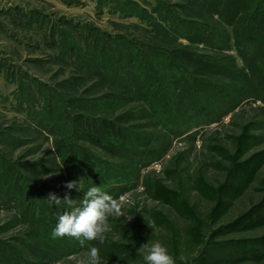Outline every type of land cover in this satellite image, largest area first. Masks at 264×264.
I'll return each instance as SVG.
<instances>
[{
    "label": "rangeland",
    "instance_id": "374dc122",
    "mask_svg": "<svg viewBox=\"0 0 264 264\" xmlns=\"http://www.w3.org/2000/svg\"><path fill=\"white\" fill-rule=\"evenodd\" d=\"M207 2L0 0V264H87L91 247L99 264H144L145 246L157 241L174 264H264V103L250 96L263 88L257 76L236 80L242 55L250 66L255 44L264 48V0H247L259 24L246 28L238 43L227 24L232 6ZM237 2L236 25L243 30L249 16L244 1ZM115 6L139 16L122 17ZM171 21L193 42L162 35L160 26ZM184 47L196 57L180 60L179 77L191 79V97L198 92L206 109L190 107V94L189 102L173 98L172 84L158 87L161 79L169 86L163 76L149 82L151 111L122 86L134 75L115 68L119 51L128 54L127 63L131 56L152 58L159 72L165 57ZM95 51L105 54L104 72L91 58ZM203 59L235 71L207 75ZM213 86L224 93L212 96L205 88ZM159 97L175 100L183 128L167 123ZM81 115L117 118L139 135L138 146L126 143L123 150L94 140L73 127ZM92 162L95 172L88 173ZM74 179L120 205V216L107 217L103 243L51 236L69 209L63 200L50 206L47 196L63 199L68 192L82 200L83 191L64 187Z\"/></svg>",
    "mask_w": 264,
    "mask_h": 264
},
{
    "label": "trees",
    "instance_id": "16d2710c",
    "mask_svg": "<svg viewBox=\"0 0 264 264\" xmlns=\"http://www.w3.org/2000/svg\"><path fill=\"white\" fill-rule=\"evenodd\" d=\"M64 2H67L68 0H63ZM208 1L207 3L209 4V6H211V2L214 4L217 2V0H206ZM228 4L230 5L229 7L232 6V8L230 9V16L228 17V19H230L229 22H227V24L229 26H231V31L233 32L234 35V40L236 41V43H238L241 40H245L243 38H245L244 34V30L247 28H252L253 30L255 29L254 24H259L258 17H253V16H249L250 15V11H249V6L247 4V0H242L244 1L245 7L246 8V16L248 15V23L247 26H245V28L243 30H240V26L236 25V20H235V16H236V4L238 3L237 0H227ZM239 1V0H238ZM241 1V0H240ZM128 2V1H126ZM125 3V2H124ZM116 10H119L120 15L122 17L124 16H133V15H138L137 9L133 10L131 8H129L128 10H121L118 8V6H115ZM241 10V9H240ZM217 14L219 12H212L213 14ZM253 13V12H252ZM251 13V14H252ZM235 14L233 17L232 15ZM141 15V14H140ZM219 18L220 17V13L217 14ZM141 18H144L143 16H141ZM167 22H169L167 20ZM185 23L187 24L188 22L185 20ZM158 27V24H156V22L153 23L152 28H156ZM179 29V28H178ZM175 28V24L173 23V21H171L168 25H163L160 26L159 31L161 33H163L162 35L168 36L172 39H175L178 43L182 44L179 39L182 37H185L186 39H188L189 41H192V37L184 34L183 30H178ZM243 31V32H242ZM257 36V34H255ZM247 35L248 40L251 39L253 36H249ZM255 36L254 39H256L257 37ZM66 40V39H65ZM199 40V39H198ZM213 41V40H212ZM250 41V40H249ZM69 43H71V40H68ZM73 42V41H72ZM191 42V43H192ZM75 44V43H74ZM259 44V42H258ZM261 45V44H260ZM255 51H254V56L253 58H251L252 60V64L253 65H247L246 61H245V57L246 55L243 54L242 55V59L245 62V65L243 66V69L240 68L241 73H242V77L237 78L236 80H238L240 83L244 84L246 82H252V80L250 79L251 76H254L258 78V81L256 82V84L258 85H262L263 91L262 93L260 92H253L250 96L253 97H257L259 98L263 103H264V70H261L260 67L264 66L263 61H264V48H257L256 44H255ZM71 49H75L76 47L71 46ZM191 48H181L180 50L174 51L173 55L171 53H169L168 56L165 57L166 62L164 63L165 66H167L165 68V70L163 71L162 69L157 72L155 70V65L153 64V60L151 58V61L149 59H145V60H135V57H129L128 59V63L126 62L128 54L125 53V51L122 50L119 51L120 54V59H118V62L114 65L115 68L117 69L118 67H120V72L122 73V75H124V73H127L128 71H132L131 78H123V83L122 86L129 92V93H135L138 94L139 99L142 101L143 105L145 106V108H147V110H149V105L150 104V97L149 93L153 90L149 88V82L151 80H153L155 77H158L159 79H161L163 76L165 80H167V82H169V86L166 84V82L164 83L163 80H159L158 82V87H164L165 89H170V85L171 88H173V93L175 94V96H173V98H177L179 100V98H183L187 100V102H189V99L191 98L190 103L192 102V105L190 107L193 106V108H198L203 107L202 109H206L207 106H202V102H198V98L197 97V93L195 92V94L191 97V94L193 92V90L195 89V85L191 84V79L189 80H184L182 79V77L185 76V73L181 72L182 74H180L179 77V70H180V60L182 59H188L190 61H193V59L196 57L194 50H190ZM193 51V52H192ZM82 55V53H81ZM103 54L101 51L97 52L95 51L94 54H91V58L93 61H97L98 60V64H100V69L103 70L104 72V63L102 61H105L103 58ZM194 56V58H192ZM105 57V56H104ZM99 59H102L99 61ZM214 58L211 59V61H213ZM175 60V62H177L176 65H173L172 62ZM126 64H123V63ZM103 65V66H101ZM182 65V64H181ZM202 67H205L206 69V74H210L212 75V73H216L218 75H222V76H228L229 74H231L232 72L235 71L234 66H226V64L224 62H222L221 60L217 61V64L213 67L211 65L210 61H206L205 59H203L201 61L200 64ZM255 65V66H254ZM182 67H184V65H182ZM213 68V69H212ZM259 68V69H257ZM217 70V72L214 71ZM158 70V69H157ZM185 71V70H183ZM151 72H153L154 74L152 75ZM179 72V73H178ZM204 72V73H205ZM160 73V74H159ZM144 74V78L142 77V75ZM149 75V76H147ZM159 75V76H158ZM134 77V78H133ZM179 77V78H178ZM194 77V76H192ZM171 80V81H170ZM158 81V80H155ZM200 82V85L204 84V82L202 80H198ZM163 83V84H162ZM190 83V85H189ZM162 87V88H163ZM218 87V88H217ZM220 86H213V88L211 89V91H209V88H205L206 91L211 92L212 96L214 95H220L222 93H224V89L219 88ZM245 89V87L243 88ZM242 89V90H243ZM242 90L239 89H234L231 91L232 94L238 93ZM197 91V90H196ZM234 91V92H233ZM246 91V89H245ZM190 94V98L188 97V95ZM193 99V100H192ZM155 100H159L158 102H155L157 104H163L166 106L167 110V115L166 120L168 121L167 123L169 125H173L175 128L180 129L183 128L181 125L184 121L182 120V115L179 113V109L177 104H175V100H170L167 97H163V98H157ZM177 106V108H176ZM151 111V110H149ZM154 111V110H152ZM188 115L190 114V112L187 113ZM204 115V114H202ZM182 116V117H181ZM208 114H205L204 117H207ZM211 119L208 120V122ZM212 121V120H211ZM208 122H199V123H203V124H209ZM171 123V124H170ZM73 127L75 129H82L85 131V129L88 131V133L91 135L90 137H93L94 140H98V141H104L107 142L109 144H113L115 146H117L120 149L125 150V148L128 147H137L135 146L138 142H137V138L139 137V135H137L136 133H134L131 130L130 126H127L126 124L122 125L117 118H113L109 119V118H105V117H101L99 118V120H94V119H86V117H84L83 115L81 116H76L75 118V122L73 123ZM100 143V142H97ZM126 143L129 145L128 147L125 146ZM139 148V147H138ZM135 148V149H138ZM140 152V151H139ZM141 153V152H140ZM95 161V160H94ZM94 163L92 162L91 166L89 167L90 169H88V173H92L95 172L94 170ZM97 163V162H96ZM97 165V164H96ZM55 212V211H54Z\"/></svg>",
    "mask_w": 264,
    "mask_h": 264
},
{
    "label": "clouds",
    "instance_id": "9594fccd",
    "mask_svg": "<svg viewBox=\"0 0 264 264\" xmlns=\"http://www.w3.org/2000/svg\"><path fill=\"white\" fill-rule=\"evenodd\" d=\"M64 187L67 190L83 191V199L74 201L68 192L63 199L54 192L48 194L47 200L50 206L60 205L63 200L69 209L58 216L51 232L52 238L68 236L81 239V242L98 240L103 243V234L107 231V217L112 214L121 215L118 202L96 185L89 186L84 191L85 186L81 179L65 181ZM143 262L144 264H174V258L166 246L157 241L145 246ZM87 264H99L96 247L90 248Z\"/></svg>",
    "mask_w": 264,
    "mask_h": 264
}]
</instances>
